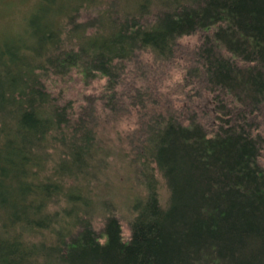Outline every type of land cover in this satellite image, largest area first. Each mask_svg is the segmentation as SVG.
Returning a JSON list of instances; mask_svg holds the SVG:
<instances>
[{"label": "trees", "instance_id": "obj_1", "mask_svg": "<svg viewBox=\"0 0 264 264\" xmlns=\"http://www.w3.org/2000/svg\"><path fill=\"white\" fill-rule=\"evenodd\" d=\"M36 4L31 40L0 49V264H264V0ZM194 35L193 47L181 43ZM180 54L210 129L205 111L160 99L155 68ZM73 72L106 79L80 107L64 96L72 87L58 89ZM124 108L138 116L124 155L144 191L128 238L107 211L94 227L106 207L88 183L123 153L100 135L102 117Z\"/></svg>", "mask_w": 264, "mask_h": 264}, {"label": "rangeland", "instance_id": "obj_2", "mask_svg": "<svg viewBox=\"0 0 264 264\" xmlns=\"http://www.w3.org/2000/svg\"><path fill=\"white\" fill-rule=\"evenodd\" d=\"M39 0H0V49L11 47V45L22 37H27L31 34V26L29 24L31 14L36 9V3ZM107 0H105L106 2ZM90 11V10H89ZM82 16L79 18H88V10L82 9ZM91 14V13H90ZM92 15V14H91ZM29 30V33L26 31ZM199 36H188L181 40V43L193 47L198 41ZM29 40L31 37L29 36ZM225 52V51H224ZM223 52V53H224ZM150 55L143 56V60L147 63ZM152 63V62H151ZM189 64L188 59L180 54L174 60L157 65L154 75L159 79L160 94L166 102H173L174 106H180L182 112L193 113L195 110L205 111L201 114V121L207 128L213 127V121L215 117L209 111L208 105L200 106L199 109L195 108L196 102L202 98L201 92H199L198 83L194 82V77L185 79V72ZM144 72H148L149 68H143ZM143 72V71H142ZM152 76V75H151ZM59 78V77H57ZM64 81L58 79V89L65 90L67 87H72L73 91L66 92V99L72 97L75 101L74 105L77 107L83 106L84 101L80 102L81 93L87 95L99 96L102 92V88L106 79L95 80L89 84H84L76 72L72 73L71 78H65ZM206 84L203 85L205 89ZM67 89V91L69 90ZM56 89V90H58ZM164 101V102H165ZM171 101V102H170ZM87 102V101H86ZM83 104V105H82ZM261 113L257 118L258 133L264 137V103L261 105ZM131 112V113H130ZM137 115L134 111H129L126 108L122 111L115 112L109 117H102L101 144L106 148L114 146L117 151L121 148L124 152L128 149V140H126V133L134 129L136 124ZM109 155L99 163V166L95 169L96 175L91 177L88 181L89 185L95 189V193H98L100 200H104V207L98 208L97 211H93V224L96 229H100L104 224L103 214L105 211L112 215L117 216L122 224L123 234L126 238L130 236V222L134 217L133 203L134 199L140 193H144L142 189V178L136 177V175L129 174V157L123 155ZM260 165L264 168V144L259 158ZM133 173V172H132ZM134 174V173H133ZM131 176V177H130ZM162 203L167 204V198L169 196V189L167 185L161 183ZM98 204V202H97ZM100 207V205H98Z\"/></svg>", "mask_w": 264, "mask_h": 264}]
</instances>
